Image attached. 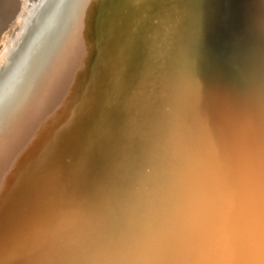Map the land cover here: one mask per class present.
<instances>
[{
  "label": "bare ground",
  "instance_id": "1",
  "mask_svg": "<svg viewBox=\"0 0 264 264\" xmlns=\"http://www.w3.org/2000/svg\"><path fill=\"white\" fill-rule=\"evenodd\" d=\"M0 264H264V0H0Z\"/></svg>",
  "mask_w": 264,
  "mask_h": 264
}]
</instances>
